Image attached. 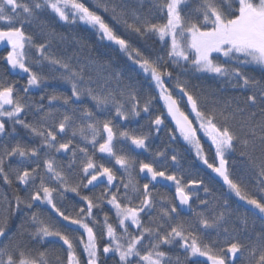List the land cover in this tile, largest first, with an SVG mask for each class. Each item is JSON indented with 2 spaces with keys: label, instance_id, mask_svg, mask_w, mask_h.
I'll return each mask as SVG.
<instances>
[{
  "label": "snow or ice",
  "instance_id": "1",
  "mask_svg": "<svg viewBox=\"0 0 264 264\" xmlns=\"http://www.w3.org/2000/svg\"><path fill=\"white\" fill-rule=\"evenodd\" d=\"M145 2L0 0V264H264V0ZM57 23L84 26L133 74L57 55L69 41L93 51ZM161 132L219 194L169 170L175 149L132 154Z\"/></svg>",
  "mask_w": 264,
  "mask_h": 264
},
{
  "label": "trees",
  "instance_id": "2",
  "mask_svg": "<svg viewBox=\"0 0 264 264\" xmlns=\"http://www.w3.org/2000/svg\"><path fill=\"white\" fill-rule=\"evenodd\" d=\"M145 11L147 10V0L145 2ZM45 20L48 19V17H44ZM57 32L63 33L68 36L72 35H78L85 39L92 47L93 51L89 53L88 50H80L78 46H76L74 43L69 41L67 44H56L53 45L54 51L57 55H66L74 57L73 63L75 64L77 62V59L80 63H87L88 58L91 55L93 58H99L102 62L108 61L110 57L114 60V67L123 68L124 69V75H130L133 74L134 66L131 65V63L127 60V58L122 53H115L114 55L111 52H108L105 48L101 47L98 43V41L95 39V37L92 35V33L84 28V26H80L75 33L72 32L71 26H65L62 24H54L53 25ZM132 42L134 45L140 47L145 53H150L152 50L156 47V42L154 39H149L147 41L145 40H139L135 37L132 38ZM65 49H67L65 51ZM3 54V53H0ZM5 65L3 62H0V73H3L5 71ZM254 75L259 76L260 73L258 71L253 72ZM23 83V81H21ZM193 84H199L206 88H212V89H221L224 88V92L222 95H228L230 93V89H228L226 86H222L218 84L216 81L211 79H203V80H192ZM55 88L60 92H64L65 94H70V89L67 85L62 84H49L46 86L44 91H52V89ZM42 94L41 90H35L34 91V98L39 97V95ZM46 103V101H45ZM31 118V117H30ZM146 121L142 117L139 122L133 121L131 126L132 127H139V124H145ZM17 139H20L23 142L28 143H35L34 140H31L29 135L23 130H18ZM150 152L145 153L142 151L137 150L136 152H133V155H138L139 159L144 160H151L153 159L152 155L150 153L155 152L157 150L165 151L166 156L168 153H171L173 149H175L178 153H180V164L176 166L171 165L170 158L167 159L166 163L169 166L170 171H176L177 173L184 174L185 178H202L205 180V182L208 184L209 187L213 188L217 194L220 193V184L218 181L210 180L209 170H207L198 160H196L194 154L188 150L187 146L183 143H171L169 142L168 136L165 132H161L159 136H153L150 141ZM164 158H159L157 160V163L159 164L161 161H163ZM239 167V165H237ZM159 188V191L161 193H165L169 196H173V189L170 186H161L157 185ZM200 196L203 197L204 193L201 192ZM195 199V197H194ZM189 213H182V218H189ZM18 223L17 219H14L12 221V226L14 227Z\"/></svg>",
  "mask_w": 264,
  "mask_h": 264
},
{
  "label": "water",
  "instance_id": "3",
  "mask_svg": "<svg viewBox=\"0 0 264 264\" xmlns=\"http://www.w3.org/2000/svg\"><path fill=\"white\" fill-rule=\"evenodd\" d=\"M183 213L185 214V213H188V212L185 210Z\"/></svg>",
  "mask_w": 264,
  "mask_h": 264
},
{
  "label": "rangeland",
  "instance_id": "4",
  "mask_svg": "<svg viewBox=\"0 0 264 264\" xmlns=\"http://www.w3.org/2000/svg\"><path fill=\"white\" fill-rule=\"evenodd\" d=\"M163 183V182H162ZM173 196H174V189H173Z\"/></svg>",
  "mask_w": 264,
  "mask_h": 264
}]
</instances>
